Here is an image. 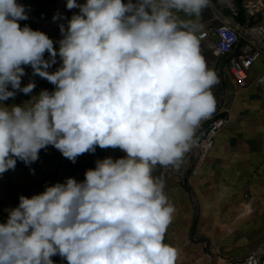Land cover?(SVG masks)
<instances>
[{
	"label": "clouds",
	"instance_id": "9594fccd",
	"mask_svg": "<svg viewBox=\"0 0 264 264\" xmlns=\"http://www.w3.org/2000/svg\"><path fill=\"white\" fill-rule=\"evenodd\" d=\"M210 2L67 0L79 12L60 25L57 52L47 34L21 27L24 5L0 0V101L33 91L32 82L21 87L24 66L55 85L23 106L0 104V174L49 145L73 163L97 146L126 154L96 161L83 182L20 196L0 223V264H54L55 255L67 264H176L177 249L164 243L175 208L153 173L178 168L215 111L218 80L197 36ZM57 55L62 64L49 72Z\"/></svg>",
	"mask_w": 264,
	"mask_h": 264
},
{
	"label": "crops",
	"instance_id": "0c3cea01",
	"mask_svg": "<svg viewBox=\"0 0 264 264\" xmlns=\"http://www.w3.org/2000/svg\"><path fill=\"white\" fill-rule=\"evenodd\" d=\"M246 1L211 0L198 23L211 25L215 23V15L234 17L236 21L244 22L249 15L245 8ZM17 3L24 5L27 14L38 16L42 23L52 24L56 20L53 19L57 12L55 0H17ZM178 15L182 19H194L184 13ZM19 23L22 24L21 21ZM38 31L53 40L58 52V41L63 38L60 26ZM44 58L49 60L50 55L46 52ZM204 59L217 76L218 83L215 86L220 88V101L216 107L221 106L228 111L229 122L219 132L216 144L205 160H198L195 143L192 145L187 158L180 165L184 175H153L164 179V192L175 208L165 232L164 243L178 247L180 251L183 248L196 251L205 245L219 248V254L207 251L206 255L188 256L192 260L198 257L199 262L206 260L223 263L229 259H223V256L231 254L228 252L229 247L237 248L231 255L239 258L264 242V223L252 217L254 201L264 196V166L259 168L262 147L257 145L255 133L260 128L257 125L260 122L258 118H261L255 116V112L258 108L264 109V97L253 82L247 87H239L223 70L221 55L208 51ZM61 64L62 60L57 55L55 63L47 70L55 72ZM259 69V65L255 66L251 76ZM24 71V79L47 81L35 75L31 66H24ZM261 121H264V117ZM203 136L204 130L198 128L195 142ZM96 150L98 155L94 154L92 162H84L85 167L91 166L94 169L98 160L107 157L115 160L126 155L118 148L101 149L98 146ZM257 167L258 172L255 173ZM182 255L185 259V254ZM53 262L67 264L62 257Z\"/></svg>",
	"mask_w": 264,
	"mask_h": 264
},
{
	"label": "rangeland",
	"instance_id": "374dc122",
	"mask_svg": "<svg viewBox=\"0 0 264 264\" xmlns=\"http://www.w3.org/2000/svg\"><path fill=\"white\" fill-rule=\"evenodd\" d=\"M55 2L57 8V12H55V24H45L44 22L42 23V21L38 19V16L28 13V19L21 21V27L25 26V22H27L26 25L33 30H50L51 27H58L61 24H63L65 28H67L66 21L59 10V0H55ZM30 82L35 84V88L30 94L26 95L23 92L17 91L16 95L13 98H9L6 101H0V104L8 107L12 105L23 106L31 101L33 97L38 96L42 90H47L49 92L55 90V85L51 84L48 81L40 82L35 78H22L21 87L26 86ZM9 90H12L10 86ZM211 91L215 97L216 104L219 103L220 88L214 86ZM255 113V116L261 117L258 118L260 120V124H257L260 128L255 132L257 135L256 138L258 140L257 145L262 147L259 156V168L261 169L264 166V121H261L264 117V109L258 108ZM97 148L98 146L96 147V149ZM94 154L98 155L97 150H95V152H89L78 156L75 163H73L69 159L65 158L59 150L49 145L46 148L40 150L39 158L35 162L26 165L23 161L17 160L14 169H9L5 173L0 174V223H6L9 211L18 206L19 197L22 195L31 198L33 195L40 194L45 191L46 187L48 186H53L56 183H65L68 178H74L77 182H83L85 180L86 173L84 172V170L87 171L91 169V166L85 167L84 162H92L93 158L95 157ZM187 155L188 152L185 154L183 160L187 158ZM257 169L258 167L256 168L255 173L258 172ZM182 170L183 168L180 169V166L178 168H163L157 166V168L154 170V174L184 175V172H182ZM252 217L256 221L264 223V196L259 197L256 201H254V210L252 211ZM174 248H176L178 252L176 264H222L220 261L218 263L215 261L210 262L206 260L199 262L198 257H195V259L192 260L188 256L189 254L206 255L207 251L212 252L214 255L216 253L219 254V248L208 247V245H205V247L196 251H189L188 248H183L182 251H180L178 247ZM236 250V247L228 248V252H230L231 254ZM182 254H185V259L181 257L183 256ZM231 254L229 256H223V259H233V257L235 256ZM58 258H61V256L55 255L52 257V260Z\"/></svg>",
	"mask_w": 264,
	"mask_h": 264
},
{
	"label": "built area",
	"instance_id": "2783aa9c",
	"mask_svg": "<svg viewBox=\"0 0 264 264\" xmlns=\"http://www.w3.org/2000/svg\"><path fill=\"white\" fill-rule=\"evenodd\" d=\"M123 2L127 3V0ZM77 3L83 4L86 0H77ZM58 4L67 25L79 9L69 10L67 0H59ZM245 8L249 14L246 21L215 15V23L208 26L200 24L197 36L203 57L208 51L221 55L223 70L239 87H247L253 82L264 97V2L247 0ZM258 65L260 69L252 77L251 71ZM228 122V111L221 106L215 108L210 118L202 121L199 128L204 130V136L195 142L199 161L209 156L219 132ZM222 264H264V242L249 254L224 260Z\"/></svg>",
	"mask_w": 264,
	"mask_h": 264
}]
</instances>
